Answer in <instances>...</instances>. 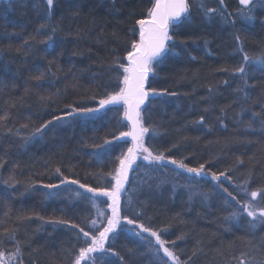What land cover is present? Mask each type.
I'll list each match as a JSON object with an SVG mask.
<instances>
[{
	"label": "trees",
	"instance_id": "16d2710c",
	"mask_svg": "<svg viewBox=\"0 0 264 264\" xmlns=\"http://www.w3.org/2000/svg\"><path fill=\"white\" fill-rule=\"evenodd\" d=\"M35 2L0 0V115L9 114L7 123L0 126V157L4 161L0 167V251L4 256L0 259L1 264H19L21 260L23 264H71L69 250L76 243L71 224L87 230L84 219H97L95 209L87 199L75 197V191L85 192L79 185H61L59 190L42 185L59 184L55 174L59 167L65 176L81 184L106 187L111 181L107 174L112 160L130 147L127 137L113 139L129 129L123 106L109 105L96 113L69 118L71 123L27 143L21 137L66 111L65 105L97 108L106 93L119 90L122 84L117 76L123 70L118 73L109 66L117 57L125 64L129 41L138 37L135 21L147 17L146 9L153 0H115L114 4L113 0H57L52 21L55 33L44 31L33 40L30 37L43 22ZM225 2L235 24L224 23L219 17L205 20L196 8L191 9L192 23L177 29L174 51L178 55L169 54L146 86L177 95L150 97L141 106V114L145 126L152 125L160 132L151 140L146 134V146L163 151L166 157L184 159L189 167L204 163L206 171L217 175L226 172L231 181L223 176L220 180L236 194L234 184L245 180L250 179L251 190L264 186V114L253 118L264 104V73L248 68V83L255 86L247 89L250 100L245 104L234 91L241 81L233 72L242 63L234 34L241 36L250 56H259L264 50V10L258 9L255 21L249 23L235 17L238 0ZM207 3L218 7L217 0ZM133 28L135 35L129 31ZM49 35L52 39L48 44L38 42ZM40 71L45 73L43 79H32ZM119 78L122 80V75ZM209 87L214 89L212 100L206 99ZM41 96L50 100L42 101ZM206 107L210 109L207 112ZM222 107L227 109L223 123L219 119ZM201 115L206 117L205 127L194 123ZM24 123L29 127L21 129L20 135L6 134L7 128L15 133ZM105 139L112 141L110 151ZM238 159L243 160L242 165ZM136 164L142 168L129 171L130 182L143 177V168L154 167L141 159ZM152 175L156 178L149 181L152 188H141L131 207L127 194L122 193L121 208L130 216L142 209L141 222L153 229L167 228L164 238L175 241L174 251L181 253L182 261L192 256L191 264H264V248L260 247L264 225L253 231L245 219L226 221L231 208L223 203L215 187L217 181L210 176L196 177L170 162ZM10 177L18 183L12 185ZM190 184L208 198L192 195L190 199ZM49 191L57 195L50 197ZM106 200L98 197L97 203L106 208L107 204L101 203ZM58 219L71 223L51 222ZM13 231L19 241V256H15L16 243L10 239ZM130 248L136 249L135 255H128ZM115 249L125 256L126 264H155L146 246L137 248L126 236L116 241Z\"/></svg>",
	"mask_w": 264,
	"mask_h": 264
},
{
	"label": "snow or ice",
	"instance_id": "6c2138e0",
	"mask_svg": "<svg viewBox=\"0 0 264 264\" xmlns=\"http://www.w3.org/2000/svg\"><path fill=\"white\" fill-rule=\"evenodd\" d=\"M57 0H36L34 7L38 12L42 13L43 22L39 24L36 29L35 35L30 39L35 40L36 36H39L44 31H49L52 34L55 33L56 28L52 24L54 19V12ZM115 0H113V4ZM218 7H209L207 0H154L152 6L146 9L147 18L136 20L135 23L139 26V41H129L130 50L127 51L125 59L128 61L127 65L120 62V58L117 57L113 60L109 66L111 69H122V73H119L117 80L122 87H119L118 91L113 93H106L105 98L99 100L98 108H90L76 105H65L66 111H63L60 115H53L51 119L43 121L39 126L35 127L29 136L21 137V139L27 143L30 139L37 137L42 138L48 131H52L56 128L63 126L64 124L71 123L69 118H75L78 115H88L100 111L107 105L111 106H123L124 118L131 123V130L127 132H120L119 136H114V140H120L122 137H131L132 146L127 149V152L121 151L119 155L115 156L112 160V169L107 174L111 176V181L104 188H93L85 184H81L78 179H70L65 176L61 169L57 167L55 174L59 179V184H44L43 188L57 189L59 190L61 185H79L80 189H85L84 193L75 191V197L77 199H87L91 207L95 209L97 219H91L85 217L84 224L87 227H82L79 224H71V228L75 232L74 239L76 243L73 248L69 250V254L72 256L71 264H126L125 256L121 255L115 249V243L121 236H126L131 239L136 247L146 246L151 251L155 258V264H191L192 256H188L186 260H181L177 251L175 241H168L164 237L168 234L167 228L153 229L150 225L141 222L140 217L144 215L141 210H135L134 215L130 216L124 214L121 208V195L127 194V203L131 207L134 197L139 190L145 186L149 189L152 188V184L149 181L156 179L152 173L157 172L160 168L165 166L166 162H170L176 165L179 169L184 170L189 174H193L196 177L210 176L212 181H217L215 185L223 196V203L225 206L231 208L229 214L224 218L228 222H239L241 219H245L248 226L253 231L259 226L264 225V186L258 187L255 190H251V181L245 180L242 184H234L233 191H229L228 187H224V181L220 180V177H225L226 180L231 181V177L226 172H221L217 175L216 172H210L205 170V164L201 163L198 167H189L184 162V159H173L166 157L163 151L155 149L153 146L145 145V136L148 135L149 139H154L160 135L157 127L152 125L145 126V117L141 114L142 105H145V101L150 97H164V96H176V92H169L167 89L157 90L156 88L146 89V83L149 80V76H156L157 67L161 66L169 54L178 55L174 50L177 45L176 37L178 35L177 29L185 24L192 23V8H196L197 11L202 13L205 20L211 21L217 17L224 23L235 24L233 19V12H229L225 0H217ZM238 7L235 9V17L240 18L246 22H254L256 19V12L258 9L264 10V0H238ZM77 14L79 13V5H76ZM171 29V31H170ZM79 32V30H77ZM133 35L136 33V29L129 30ZM52 35H49L46 39L38 41L39 43L48 44L51 41ZM234 40L237 45V51L242 53V63L233 69L234 74H238L241 85L234 91L245 104L250 100L248 88L254 87L250 85L248 80L250 78L248 68L255 67L257 71L264 73V50L261 51L259 56H250L245 52L243 47L242 38L239 34H234ZM28 45V41H25ZM31 47V45H28ZM195 59V57H193ZM51 63L48 71H51ZM59 70V69H58ZM227 71V69H221ZM45 73L40 71L38 75L32 77V79L40 81L43 79ZM122 75V80H120ZM225 85L228 81H224ZM209 96L206 99L212 100L214 98V89L209 87ZM42 101H49L50 97L41 96ZM238 103V101H234ZM229 105L228 107H230ZM260 113H253V118L264 114V104H260ZM209 108H205L204 111H209ZM243 112L244 109L242 108ZM221 123L223 118L227 114L226 108H220ZM8 113L5 112L0 115V126L7 123ZM28 120L31 117H27ZM194 123L201 127L206 126V117L204 115L194 121ZM262 128H264V119L261 121ZM251 127V124L248 125ZM29 124L24 123L20 125V128L13 133L12 128L6 129V134L20 135L21 129H28ZM209 130L210 129V126ZM126 142V141H125ZM104 145L108 146V150H111L112 141L105 139ZM177 147V145H172ZM171 151V148L168 149ZM140 157L143 161H148L149 165L154 167L143 168V177L138 176L135 182L129 181V171H137L142 166L136 164L137 158ZM186 159V157H185ZM3 158L0 157V167H3ZM136 165L133 168V165ZM238 164L242 165L243 160L238 159ZM228 171H231L229 169ZM179 175V173H177ZM103 175V174H102ZM11 184L18 183L14 178L10 177ZM162 182V181H161ZM5 184H9V181H4ZM129 184L126 188L125 185ZM11 186V185H10ZM159 187V183H157ZM175 187V186H174ZM190 192V199L192 195L203 196L204 199L208 198L207 193L199 192L194 189L190 184L188 185ZM88 194H92L89 196ZM48 196L52 197L57 195L56 192L49 191ZM240 197L239 199L237 197ZM98 197H106V201L101 203L107 204L106 208H101L97 203ZM110 201V203L108 202ZM141 205L145 202H139ZM111 210V214H108V210ZM250 218V219H249ZM43 220V217H40ZM99 221V223H98ZM56 224H69L70 221L58 219L51 221ZM8 230H5L7 233ZM148 234V235H145ZM154 238V239H153ZM183 237H177L182 239ZM10 239L16 243L15 256L21 254L19 247V241L16 240L15 231L10 236ZM2 243V242H0ZM171 245V247L169 246ZM261 248H264V238H262ZM136 249H128V255H135ZM196 253L194 252L193 255ZM4 252L0 251V258H3ZM13 257H9L12 259ZM6 264V262H4ZM19 264H23L21 260ZM241 264L246 262L241 261Z\"/></svg>",
	"mask_w": 264,
	"mask_h": 264
},
{
	"label": "rangeland",
	"instance_id": "374dc122",
	"mask_svg": "<svg viewBox=\"0 0 264 264\" xmlns=\"http://www.w3.org/2000/svg\"><path fill=\"white\" fill-rule=\"evenodd\" d=\"M123 86V85H122ZM121 86V87H122ZM107 106H109V105H107ZM107 106H105V107H107ZM99 107V106H98ZM97 107V108H98ZM103 109V108H102ZM123 109H124V107H123ZM123 118H124V114H123ZM124 120H126L125 118H124ZM127 121V120H126ZM127 123H128V126H129V129H128V131H130L131 130V123L129 122V121H127ZM128 139H129V141H130V147L132 146V140H131V137H127ZM138 159H141L140 157H138L137 158V160ZM142 160V159H141ZM143 161V160H142ZM146 162H148V161H146ZM106 198V197H105ZM107 199V198H106ZM109 203H110V201H108ZM109 211H110V214H111V210L109 209ZM2 263V260L0 259V264Z\"/></svg>",
	"mask_w": 264,
	"mask_h": 264
},
{
	"label": "water",
	"instance_id": "95a60500",
	"mask_svg": "<svg viewBox=\"0 0 264 264\" xmlns=\"http://www.w3.org/2000/svg\"><path fill=\"white\" fill-rule=\"evenodd\" d=\"M147 18V17H146ZM145 18V19H146ZM137 29H139V26L137 25ZM139 41V31H138V37H137V42ZM127 56V55H126ZM125 63H126V65H127V63H128V61L125 59ZM146 86H147V83H146ZM145 86V87H146ZM146 102V101H145Z\"/></svg>",
	"mask_w": 264,
	"mask_h": 264
},
{
	"label": "bare ground",
	"instance_id": "6f19581e",
	"mask_svg": "<svg viewBox=\"0 0 264 264\" xmlns=\"http://www.w3.org/2000/svg\"><path fill=\"white\" fill-rule=\"evenodd\" d=\"M153 2H154V0H153ZM126 57V56H125ZM125 65H126V63H125Z\"/></svg>",
	"mask_w": 264,
	"mask_h": 264
}]
</instances>
